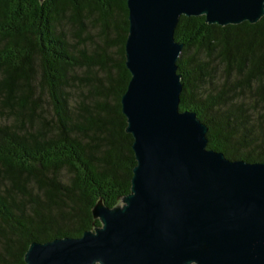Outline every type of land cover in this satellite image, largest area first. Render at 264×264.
Here are the masks:
<instances>
[{
  "label": "trees",
  "instance_id": "trees-1",
  "mask_svg": "<svg viewBox=\"0 0 264 264\" xmlns=\"http://www.w3.org/2000/svg\"><path fill=\"white\" fill-rule=\"evenodd\" d=\"M89 26L116 44L115 61L103 44L75 49ZM126 30L125 0H0V264H24L33 241L91 230L95 202L110 208L129 192L135 162L119 106ZM175 41L179 110L208 127L206 148L264 161V19L209 27L203 16L180 18ZM95 67L103 74L88 73Z\"/></svg>",
  "mask_w": 264,
  "mask_h": 264
},
{
  "label": "water",
  "instance_id": "water-1",
  "mask_svg": "<svg viewBox=\"0 0 264 264\" xmlns=\"http://www.w3.org/2000/svg\"><path fill=\"white\" fill-rule=\"evenodd\" d=\"M46 1V0H39ZM119 97L134 158L129 192L78 237L29 243L24 264H264V161L206 148L208 127L179 110L180 18L260 24L264 0H125Z\"/></svg>",
  "mask_w": 264,
  "mask_h": 264
},
{
  "label": "rangeland",
  "instance_id": "rangeland-1",
  "mask_svg": "<svg viewBox=\"0 0 264 264\" xmlns=\"http://www.w3.org/2000/svg\"><path fill=\"white\" fill-rule=\"evenodd\" d=\"M61 26V30L65 35V38L70 42V43H74L76 42L75 39L73 38L72 34H71V29L68 26V24H62ZM89 34V38H84V42L83 43H79L77 42L75 44V49L76 50H82L84 49L86 53L91 54L93 52V50H95V47L97 45H99V47H102V44L105 45L106 43L103 41V37L101 32L99 31L98 26H89L87 27V33L86 35ZM106 37L109 40H112L114 38V35L116 34L115 30L112 27H108V29L106 30ZM85 35V34H83ZM105 50L107 53V56L111 59V61H115L117 59V46L116 44H113L111 41L109 43H107V45H105ZM113 62L110 63V69L112 70V72L114 73V69H113ZM112 67V68H111ZM89 74H95V75H102L103 71L99 70L98 67H95L94 69L90 70L88 72ZM85 70H83L82 68H75V72L73 74L77 75V76H85L88 74Z\"/></svg>",
  "mask_w": 264,
  "mask_h": 264
}]
</instances>
